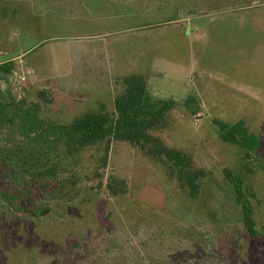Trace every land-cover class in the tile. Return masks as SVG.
I'll return each mask as SVG.
<instances>
[{
  "label": "rangeland",
  "instance_id": "rangeland-1",
  "mask_svg": "<svg viewBox=\"0 0 264 264\" xmlns=\"http://www.w3.org/2000/svg\"><path fill=\"white\" fill-rule=\"evenodd\" d=\"M0 66L7 100L63 125L102 105L113 117L119 80L145 76L156 100L177 103L154 136L206 173L193 198L160 158L108 137L61 148L47 181L22 166L17 126L4 129L0 264H264V0H0ZM216 121H244L259 149L223 141ZM111 176L125 195L109 194Z\"/></svg>",
  "mask_w": 264,
  "mask_h": 264
},
{
  "label": "trees",
  "instance_id": "trees-1",
  "mask_svg": "<svg viewBox=\"0 0 264 264\" xmlns=\"http://www.w3.org/2000/svg\"><path fill=\"white\" fill-rule=\"evenodd\" d=\"M9 70L10 67L0 66V71ZM119 81L123 92L114 100L113 117L105 112V105H102L101 112H88L69 125L45 122L34 108H16V99L10 96L7 100L0 87V131L17 126V133L29 143L27 150L17 149L24 159L21 160L22 166L24 164V167L28 165L37 168L40 179H58L60 160L58 161L57 155L61 148L72 155L111 137L160 158L170 169L171 176L176 177L181 188L186 189L193 198L198 196L200 183L206 173L195 169L188 155L168 147L161 138L153 134L163 127L167 114L177 105L176 101L156 100L150 94L147 79L143 75L132 74ZM216 125L223 141L241 147L247 154L259 149V138L249 133L244 121L235 124L216 121ZM108 153L109 147L100 159L103 166L107 165ZM54 154L56 157H51ZM225 174L234 186L237 202L241 204L245 229L251 236L257 237L259 233L256 230L253 207L246 198L243 182L230 170H225ZM106 188L114 197L128 192L127 182L115 176L109 178Z\"/></svg>",
  "mask_w": 264,
  "mask_h": 264
}]
</instances>
